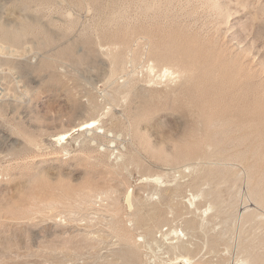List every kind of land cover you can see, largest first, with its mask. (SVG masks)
<instances>
[{
	"label": "rangeland",
	"instance_id": "374dc122",
	"mask_svg": "<svg viewBox=\"0 0 264 264\" xmlns=\"http://www.w3.org/2000/svg\"><path fill=\"white\" fill-rule=\"evenodd\" d=\"M0 28V264L264 260V0H0Z\"/></svg>",
	"mask_w": 264,
	"mask_h": 264
},
{
	"label": "bare ground",
	"instance_id": "6f19581e",
	"mask_svg": "<svg viewBox=\"0 0 264 264\" xmlns=\"http://www.w3.org/2000/svg\"><path fill=\"white\" fill-rule=\"evenodd\" d=\"M23 26V25H22ZM23 28V27H22ZM25 28V27H24ZM2 28H0V30H1ZM26 29V28H25ZM28 29V28H27ZM18 31V33L15 31L14 32V30H13V33L12 34H10L11 32H10V30H9V34L8 35H4V34H2V36H0V43H2V42H6V44H8L9 42H11V43H14L15 44V42H18L19 43V41L21 40L20 38V33H19V30H17ZM22 31H24L23 29H22ZM27 31V30H26ZM2 32H4V31H2ZM5 33V32H4ZM6 34V33H5ZM128 34V33H127ZM120 35V34H119ZM127 36V35H126ZM20 39V40H19ZM19 40V41H18ZM172 41V40H171ZM10 43V44H11ZM4 44V43H3ZM156 44V43H155ZM18 45V44H17ZM173 45V44H172ZM179 45V44H178ZM12 46H14V45H12ZM156 47H157V44L155 45ZM155 46H153V47H155ZM169 46V48L168 49H170V45H168ZM180 47L179 48H181V45H179ZM187 46V45H186ZM3 47V46H2ZM173 47V46H172ZM171 47V48H172ZM185 47V46H184ZM188 47H189V45H188ZM174 48V47H173ZM176 48H178V46L176 47ZM192 48H194V47H192ZM191 48V49H192ZM196 48V47H195ZM199 48V47H198ZM197 48V49H198ZM155 49V48H154ZM153 49V50H154ZM157 49V48H156ZM143 50V49H142ZM173 50H175V48L173 49ZM173 50H171V51H173ZM177 50V52L179 51L178 49H176ZM181 50H182V48H181ZM185 50H187V49H184V51ZM202 50V49H201ZM244 50V49H243ZM245 55H246V52H247V49L245 48ZM155 51V50H154ZM170 51V50H169ZM189 51V50H188ZM188 51L186 52L187 54H188ZM191 51H193V50H191ZM208 51V50H207ZM160 51H157V53H159ZM177 52H175V54H177V55H180V54H183V52H181L180 54H178ZM154 53H156V52H154ZM172 52H170L169 54H171ZM174 53V52H173ZM193 53H196V56H199V55H197V51H193ZM167 54H168V52H167ZM187 54H183V58L185 59V60H182V61H185L186 62V56L188 57V55ZM192 54V53H191ZM185 55V56H184ZM193 55H195V54H193ZM165 56H167V55H165ZM180 56V57H181ZM162 57V55L161 56H159V58H161ZM179 57V58H180ZM116 58V57H115ZM114 58V59H115ZM163 58V57H162ZM171 58V56L169 57V59ZM175 58H176V56H175ZM179 58H176V59H179ZM198 58V57H197ZM201 58V57H200ZM246 58V57H245ZM167 59V58H166ZM181 59V58H180ZM191 59V58H190ZM189 59V60H190ZM194 59V62H196L195 61V57L193 58ZM175 60V59H174ZM189 60H187V64L188 63H190V62H188ZM197 60V59H196ZM199 60V59H198ZM180 61V60H179ZM178 61V62H179ZM191 61V60H190ZM177 62V61H176ZM181 62V61H180ZM200 62V61H199ZM154 64V63H153ZM152 64V65H153ZM183 64V63H182ZM197 64V63H196ZM199 64V63H198ZM169 65V64H168ZM150 66V65H149ZM147 67H148V65H147ZM157 67V66H156ZM184 67V66H183ZM149 68V73H151V72H153V70H155V68H154V66H151V67H148ZM156 70H157V68H156ZM155 70V71H156ZM174 70V69H173ZM172 70V68L171 67H164V68H162V72L164 73V74H166L167 75V78L168 79H170V77H175V78H177L179 75H178V72H175V71H173ZM157 72H159L158 70H157ZM157 72H156V74H157ZM187 72H188V70H187ZM163 74V75H164ZM217 74V73H216ZM151 74H149L148 75V77L150 76ZM154 75V74H153ZM153 75H152V77H153ZM176 75H178V76H176ZM158 76V75H157ZM160 77H161V75H160ZM205 77H207V76H205ZM158 78V77H157ZM162 78H163V76H162ZM172 78V79H173ZM207 78H209V77H207ZM206 79V78H205ZM212 79V78H211ZM151 80V79H150ZM191 83V82H190ZM17 88V87H16ZM15 90V89H14ZM194 96V95H193ZM198 101V100H197ZM193 108V107H192ZM195 110H196V107H195ZM233 118V117H232ZM227 119V118H226ZM226 119H223L222 118V120H225L226 121ZM217 120H219V119H217ZM215 121L216 123L217 122H219V121H221V120H219V121ZM228 120H230V119H228ZM233 120V119H232ZM225 121H223V122H225ZM255 121V120H254ZM222 121H221V123H223ZM233 122V121H232ZM230 123V122H226L227 124L228 123H230V124H233V123ZM257 122V121H256ZM220 123V122H219ZM247 123V122H246ZM254 122H252L251 121V123L249 124V125H251V124H253ZM229 124V125H230ZM255 124V123H254ZM99 120L98 119H91V120H88V121H85V122H82V123H79V124H77L76 126H74V127H72V128H70L69 130H67V131H65V132H63V133H59V134H57L56 136H54L53 137V140L54 141H56V142H58V143H61V144H67V143H69L70 141H72L73 140V136L74 135H78V134H80V135H82V132H84V131H88V130H94V129H97V127H99ZM213 125V124H212ZM216 125V124H215ZM223 125L224 126H226L224 123H223ZM228 125V126H229ZM243 125V124H242ZM241 125V126H242ZM245 125V124H244ZM256 125V124H255ZM255 125H254V127H255ZM222 126V125H221ZM237 125H230V127H228V128H231V127H236ZM253 126V125H252ZM210 127V126H209ZM244 127V126H243ZM245 127H247V126H245ZM251 127V126H250ZM257 127V126H256ZM255 127V128H256ZM226 128V127H225ZM239 128V127H238ZM209 129V128H208ZM249 129V128H248ZM247 130V129H246ZM251 130V129H250ZM254 130V129H253ZM253 130H251V132L253 133ZM255 130H257V129H255ZM255 130H254V133H255ZM238 131H239V129H238ZM221 132V131H220ZM232 132V131H231ZM230 133V132H229ZM237 133V132H236ZM245 132H243V134H244ZM258 133H260V131H258ZM190 134H193V131L190 133ZM251 134V133H250ZM79 135V136H80ZM259 135V134H258ZM207 136V135H206ZM209 136H210V138H209ZM208 137H207V139H209V142L210 141H212L213 139L211 138V135H209ZM230 136H231V134H230ZM239 136V135H238ZM237 136V137H238ZM247 135H245V136H243V137H246ZM250 137H251V135H250ZM257 138V137H256ZM206 139V138H205ZM206 139V140H207ZM212 139V140H211ZM241 139V138H240ZM243 139H245V138H243ZM242 141H244V140H242ZM246 141V140H245ZM213 142V141H212ZM211 142V143H212ZM253 142V141H252ZM242 143V142H241ZM216 144V143H215ZM255 146L256 145H254L252 148H255ZM259 146V145H258ZM258 146H256V148L258 149ZM259 150V149H258ZM258 150H257V152H258ZM252 151V150H251ZM261 154V153H260ZM263 154V153H262ZM256 155H257V153H256ZM259 156V155H258ZM260 156H262V155H260ZM244 157V156H243ZM246 158V157H245ZM256 158V157H255ZM256 160V159H255ZM262 160V159H261ZM261 160L259 159V161L261 162ZM258 161V160H257ZM263 162V161H262ZM257 163V162H256ZM252 167V166H251ZM252 169H253V167H252ZM257 169V168H256ZM263 170H264V168H263ZM262 170V171H263ZM255 172V171H254ZM264 174V173H263ZM252 179L254 178V176L253 177H251ZM264 178V177H263ZM256 179V178H255ZM255 182V181H254ZM256 184V183H255ZM158 185V184H157ZM254 187V186H253ZM256 187H258L257 185H256ZM255 189V191L253 190L252 192L254 193L255 192V194H256V188H254ZM257 192H260V190L259 191H257ZM263 192V189L261 190V192L260 193H262ZM258 194V193H257ZM130 195V194H129ZM262 196V195H261ZM131 197V196H130ZM263 197H264V194H263ZM262 197V198H263ZM261 199V198H260ZM254 200V199H253ZM257 200H258V195H257ZM130 201H131V198H130ZM262 201H264V200H262ZM262 201H256L255 203L257 204L258 203V205H264V202L262 203ZM260 202H261V204H260ZM132 204V203H131ZM262 205H261V207H262ZM142 216V215H141ZM142 219H145V217H143ZM146 220V219H145ZM138 221H139V219H138ZM146 222V221H145ZM140 225H141V223H139ZM143 224V223H142ZM172 233V232H171ZM170 233V234H171ZM169 236V235H168ZM177 236V235H176ZM129 237V236H128ZM127 239V241H128V238H126ZM264 240H262V242H263ZM252 259V258H251ZM261 260L260 258H257L256 260ZM255 260V259H254ZM255 260V262L258 264V262ZM258 260V261H259ZM264 261V260H263ZM262 260H261V262H263ZM182 262H184V263H187V264H191L190 263V260L188 259V258H186V257H181V258H177L176 259V262H175V264L176 263H178V264H181ZM252 262H254L253 260H252ZM261 262L259 263V264H261ZM196 264V263H195ZM198 264V263H197Z\"/></svg>",
	"mask_w": 264,
	"mask_h": 264
}]
</instances>
